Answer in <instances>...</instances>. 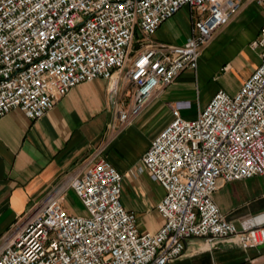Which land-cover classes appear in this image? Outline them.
<instances>
[{
  "label": "built area",
  "instance_id": "2783aa9c",
  "mask_svg": "<svg viewBox=\"0 0 264 264\" xmlns=\"http://www.w3.org/2000/svg\"><path fill=\"white\" fill-rule=\"evenodd\" d=\"M251 2L263 14L249 43L259 63L234 94L217 90L193 119L182 117V104L172 106V119L140 158L165 191L156 205L162 226L138 231L120 201L122 174L96 158L17 218L0 264H177L194 237L242 250L264 244V221L238 227L213 199L223 183L264 176V0H0V118L18 108L36 120L72 87L101 78L126 124L159 88L196 72L203 48ZM184 6L192 21L187 40L154 41ZM134 42L140 47L132 58ZM118 75L132 90L127 104L116 97ZM68 188L84 214L63 207Z\"/></svg>",
  "mask_w": 264,
  "mask_h": 264
},
{
  "label": "crops",
  "instance_id": "0c3cea01",
  "mask_svg": "<svg viewBox=\"0 0 264 264\" xmlns=\"http://www.w3.org/2000/svg\"><path fill=\"white\" fill-rule=\"evenodd\" d=\"M263 14L246 4L203 48L196 72L183 71L168 86L159 88L146 108L132 122L121 123L109 101L110 82L84 81L58 98L36 120L13 108L0 118V250L14 224L33 203L53 188L79 176L96 158H104L121 174L123 207L136 217L139 232H156L163 218L156 210L165 191L141 166L140 158L151 140L172 119L171 108L182 104L185 119L195 118L214 92L234 94L259 63L249 43L257 36ZM190 10L182 7L164 21L153 40L183 44L191 35ZM138 45V44H135ZM129 47L135 57L139 48ZM118 100L131 102L132 90L120 75ZM210 91L201 97V87ZM221 213L238 227L264 221V176L221 184L213 195ZM63 207L70 214H84L79 199L66 189ZM177 264H264V244L242 250L228 243L210 245L203 238L185 242Z\"/></svg>",
  "mask_w": 264,
  "mask_h": 264
},
{
  "label": "rangeland",
  "instance_id": "374dc122",
  "mask_svg": "<svg viewBox=\"0 0 264 264\" xmlns=\"http://www.w3.org/2000/svg\"><path fill=\"white\" fill-rule=\"evenodd\" d=\"M133 44L135 45V44H138V43L134 42ZM137 47H138V48L140 47L139 44L133 46V50H134L135 48H137ZM209 91H210V89H209L208 85H204V86H202V87H201V97H202V98H205V96H207V94L209 93Z\"/></svg>",
  "mask_w": 264,
  "mask_h": 264
}]
</instances>
